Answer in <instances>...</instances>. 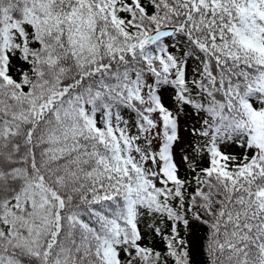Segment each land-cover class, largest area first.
<instances>
[{
    "label": "snow or ice",
    "instance_id": "6c2138e0",
    "mask_svg": "<svg viewBox=\"0 0 264 264\" xmlns=\"http://www.w3.org/2000/svg\"><path fill=\"white\" fill-rule=\"evenodd\" d=\"M0 264H264V0H0Z\"/></svg>",
    "mask_w": 264,
    "mask_h": 264
}]
</instances>
